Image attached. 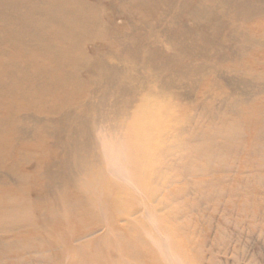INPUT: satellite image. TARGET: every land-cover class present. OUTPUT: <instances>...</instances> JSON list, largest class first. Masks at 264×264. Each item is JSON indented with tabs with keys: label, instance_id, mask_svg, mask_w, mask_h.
Segmentation results:
<instances>
[{
	"label": "bare ground",
	"instance_id": "bare-ground-1",
	"mask_svg": "<svg viewBox=\"0 0 264 264\" xmlns=\"http://www.w3.org/2000/svg\"><path fill=\"white\" fill-rule=\"evenodd\" d=\"M232 185L264 190V0H0V264H102L116 224L187 234Z\"/></svg>",
	"mask_w": 264,
	"mask_h": 264
},
{
	"label": "rangeland",
	"instance_id": "rangeland-1",
	"mask_svg": "<svg viewBox=\"0 0 264 264\" xmlns=\"http://www.w3.org/2000/svg\"><path fill=\"white\" fill-rule=\"evenodd\" d=\"M221 42H219L221 45L219 48L221 47L220 49L225 51H221V53L228 58H233L231 43L223 41V44V42ZM167 47L168 51H172L169 46ZM223 48H225V50ZM228 49L231 50L229 51ZM107 64L110 68H117L119 73L125 68V66L115 58H107ZM98 72H103V69H99ZM119 73H116L117 77L121 75ZM137 74L140 76L141 81L149 84V86L150 83L153 84L157 81L156 76L147 71V68L137 70ZM182 93L184 94L185 91H182ZM231 158L232 157L229 159ZM246 158L247 157L244 155V159ZM235 175L236 174H233L232 177ZM132 179L136 180V177L132 175ZM222 190L224 191V194H222L223 197L218 196L213 200L211 203L213 205L211 210L204 212L205 215L200 213L192 215V217L190 216L191 218L189 217L190 219L187 220L188 225L192 226V228H188L187 232V234H189L188 237H190L189 244L183 239L187 234H172L164 231L163 227H165V229L170 227L168 224L158 225V229L154 232L151 227L153 220L143 215L141 222L134 221L131 226L121 223L115 225V231L119 232L123 238L122 242H120V248L123 253L118 254L111 250H104V258L101 259L102 264H116L119 262L131 264L133 256L127 252L129 247H134L135 250L144 256L146 261L145 264H168L169 258H172L175 264H192L185 253L186 251L189 250L191 252L193 249L198 250L201 245V247L206 246V251H210L211 249L222 257L221 255L224 252V247L227 248L228 244L234 243L233 241H235L234 245L236 246L237 254L227 257V264H264V190L259 193L261 190L256 185L241 187L240 189L232 185L226 186L222 188ZM238 193L240 194L238 197H233L237 196L236 194ZM249 193L251 194L247 195ZM254 193H259L256 198L252 197ZM104 195L110 203L113 198L111 192L105 190ZM146 199L148 210H152L161 220L166 218V211H163L161 207L153 203L152 196L148 192L146 193ZM199 201L200 200H197V203H199ZM245 202L250 206L248 209L243 206ZM109 203L105 204V209L103 208L102 210H110L111 205H109ZM202 203L203 202H200V204ZM219 205L222 213L224 212L223 223H217L212 220L213 215H219L217 214L218 210L216 211ZM213 209L216 213H214ZM68 223V225H64V232L79 231L81 225H83L78 224L77 220L73 217H71ZM84 223L88 222L86 221ZM219 224L223 225L224 234L216 236L211 232V229ZM134 230L140 233V235H138L140 242L134 240L135 236L133 234L135 233L132 232ZM63 231L57 232V234L60 235L64 233ZM140 244L143 245L139 246ZM209 255L210 254H208V256ZM70 258H73L72 255H70ZM198 262V260L194 259V263L198 264Z\"/></svg>",
	"mask_w": 264,
	"mask_h": 264
}]
</instances>
